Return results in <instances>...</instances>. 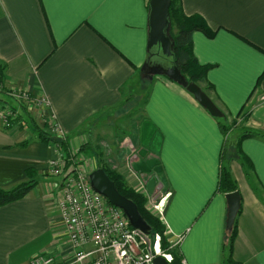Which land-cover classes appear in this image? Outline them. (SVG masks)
<instances>
[{
    "label": "crops",
    "instance_id": "crops-1",
    "mask_svg": "<svg viewBox=\"0 0 264 264\" xmlns=\"http://www.w3.org/2000/svg\"><path fill=\"white\" fill-rule=\"evenodd\" d=\"M148 1L0 0V109L11 89L47 101L44 113L16 102L21 120L8 128L0 122V189L34 182L23 198L0 206V264H29L67 245L55 205L62 177L49 167L61 151L39 141L33 127L47 131L48 123L73 155L94 130L99 149L119 145L101 156L105 168L146 198L169 244L181 238L186 264H264V139L238 141L243 131L264 134V0H180L185 15L202 17L213 31L194 32L192 52L209 66L211 100L237 125L226 139L240 197L230 262L227 201L216 192L225 142L217 121L166 77L139 80L148 57ZM133 100L130 129L107 134L101 120L123 121L127 114L118 112Z\"/></svg>",
    "mask_w": 264,
    "mask_h": 264
},
{
    "label": "built area",
    "instance_id": "built-area-1",
    "mask_svg": "<svg viewBox=\"0 0 264 264\" xmlns=\"http://www.w3.org/2000/svg\"><path fill=\"white\" fill-rule=\"evenodd\" d=\"M8 94L24 102H33L42 113L47 107L43 97L33 99L27 92L14 89L8 90ZM15 119L11 109H0L3 127H10ZM47 131L65 139L56 124L48 123ZM59 150L61 153L49 161V167L52 173L62 177L55 205L67 245L35 255L29 264H153L156 256L163 257L171 264L173 257L167 250L161 249L160 237L155 235L151 239L133 229L121 209L92 190L88 180L89 172L84 170L86 167L82 163L75 164L78 154ZM180 240L178 237L175 244L168 243L169 249L177 248ZM181 264L186 262L181 259Z\"/></svg>",
    "mask_w": 264,
    "mask_h": 264
},
{
    "label": "trees",
    "instance_id": "trees-1",
    "mask_svg": "<svg viewBox=\"0 0 264 264\" xmlns=\"http://www.w3.org/2000/svg\"><path fill=\"white\" fill-rule=\"evenodd\" d=\"M168 12L171 22L170 34L174 43L173 51H174L175 65L178 68L180 74L185 78V80L188 83L192 82L197 84L202 89V91L209 98H211L210 94L212 91V86L206 80V73L209 69V66L200 65L197 62L196 58L194 57L192 52V35L194 32L199 31L208 37H212L213 31L207 26V24L205 23L202 17L198 15H191V16L185 15L184 12L182 11L180 0H170V6ZM2 75H3V67L0 65V78ZM139 80L144 84L147 81L141 78ZM222 113H223L222 118L219 119L215 118L219 126V129L221 130V133L223 134V137L225 139L220 155L219 176H218L216 192L222 194H228L238 191H237V185L234 182L229 170V163L232 159H234V156L228 152L226 147L227 135L229 131L233 128V125H232V121H228V116L224 112ZM33 127L39 141L45 144H50V143L55 144L62 151L64 152L67 151L66 138L62 139L50 135L48 131L38 128L35 124H33ZM246 137H252V138L260 137L264 139V134L259 132L255 133L249 130L243 131L238 141H241L243 138ZM238 145L239 143H237V146ZM87 147H89L88 144H84L80 146L78 150V154L83 152L86 154L88 152L86 150ZM245 164L248 165L247 163ZM101 168H103L106 175L114 183L118 192L121 195L127 197L128 199H131L137 205L140 214L147 222V224L151 227V235H150L151 239L155 235H158L160 237L161 249L167 250V252L172 255L173 259L171 264H181V257L177 248L175 247L173 249H169V244L165 233L166 228L164 223L161 221L159 217H157L152 212L144 208L146 201L145 197L135 192L131 188L125 186L121 176L118 175L116 172L110 171L105 167H101ZM33 184H34L33 181H29L26 183H21L10 190L0 189V206H3L5 204L23 198L31 190ZM239 210L237 212V215L239 213ZM235 235H236V217L233 226L231 228V231L229 232L228 235V249H227L228 262H230L231 244Z\"/></svg>",
    "mask_w": 264,
    "mask_h": 264
},
{
    "label": "water",
    "instance_id": "water-1",
    "mask_svg": "<svg viewBox=\"0 0 264 264\" xmlns=\"http://www.w3.org/2000/svg\"><path fill=\"white\" fill-rule=\"evenodd\" d=\"M170 0L148 1V57L141 68L140 78L152 80L155 75H161L179 84L189 93L195 102L211 117L222 118L223 113L202 89L195 83H188L180 74L174 62V43L170 34L171 22L169 17ZM92 190L102 195L111 205L121 209L133 229L139 230L146 236L151 235V227L140 214L137 205L121 195L114 183L102 168H96L88 174ZM152 189L155 185L150 183ZM152 191V190H151ZM151 193V192H150ZM227 201L226 229L230 232L240 206L238 192L225 194ZM153 264H169L161 256L153 259Z\"/></svg>",
    "mask_w": 264,
    "mask_h": 264
},
{
    "label": "rangeland",
    "instance_id": "rangeland-1",
    "mask_svg": "<svg viewBox=\"0 0 264 264\" xmlns=\"http://www.w3.org/2000/svg\"><path fill=\"white\" fill-rule=\"evenodd\" d=\"M1 87H2V89H3V86H2V84H1ZM131 88V87H130ZM130 88H129V92L130 91H136V89H137V87L136 86H134V83H133V85H132V88H131V90H130ZM2 89H1V91L0 92H3L2 91ZM4 90V89H3ZM7 92V91H6ZM8 93V92H7ZM6 93V94H7ZM17 93V92H16ZM144 93L143 92H141V94L139 95L140 97H142V95H143ZM9 95V94H8ZM12 96V95H11ZM9 98L11 99V100H9V101H7V103L8 104H6V106H4V107H1V108H9V109H11L12 111H13V113H14V115H15V117H16V120L17 121H20L21 120V117H20V109L18 108L19 107V105H18V103L20 104V106H24V105H26V106H28V107H30V104H32L33 102H24V101H22V99H18L17 97H10L9 96ZM16 100H18L19 102L18 103H16ZM135 101L133 100V101H131V102H129V106L127 107V108H122L118 113L120 114V116H122L123 114H127L126 116H127V118L125 119V117L123 118V121H119L118 123H114V121H115V119L113 118V116H110V117H108V118H103V120H101V121H103V123H108L107 125H106V131L108 132L107 134H109L111 131L113 132V133H115L116 135H119L118 134V132H120V131H125L126 129H130V127H129V121H130V118H128L131 114H132V112L133 111H138V108L137 109H135L134 107L135 106H133V103H134ZM15 106V107H14ZM22 109V108H21ZM140 110V109H139ZM118 119L120 118L119 116L117 117ZM27 121L31 124L32 123V121L31 120H29V119H26V120H24V123L25 124H29V123H27ZM96 122H97V120H96ZM232 125L234 126V127H236L237 125H236V122H232ZM236 134H238V133H236ZM51 135V134H50ZM86 135V134H85ZM234 137H236L235 135H233ZM101 138H103V140H107L108 138L106 137V136H101ZM112 139V138H111ZM101 139H100V134H98V133H96V131L94 130V131H91L90 133H87V135L86 136H84L83 138H81V142L82 143H88V146L90 147H87L86 148V150L88 151L86 154L83 152V153H79L80 154V156L79 157H77L76 159H75V164H78L79 162H82V165L83 166H85L86 168L84 169L85 170V172H91V171H93L94 169H96V168H98V167H105V160H106V158H107V156H105L104 158H105V160L103 159V158H101V156L103 155L104 156V153L106 152H108V151H110L111 149H113V147H115V150L117 151V152H119V145H115V144H113L114 142H112L111 144H109V141H111V140H108V148H101V149H99L100 148V143H101V141H100ZM99 141V142H98ZM113 144V145H112ZM90 150V151H89ZM102 150V151H101ZM108 157H110V152H108ZM125 155V157H129L130 156V153H126V154H124ZM111 156H113V154H111ZM79 166V165H78ZM107 168V167H106ZM103 169V168H102ZM111 171V170H110ZM145 200H146V198H145ZM147 201V200H146ZM146 201H145V203H146ZM144 208L145 209H147L148 211H150V212H152L153 213V210L152 209H150V208H147V206L146 205H144ZM155 215V214H154Z\"/></svg>",
    "mask_w": 264,
    "mask_h": 264
}]
</instances>
